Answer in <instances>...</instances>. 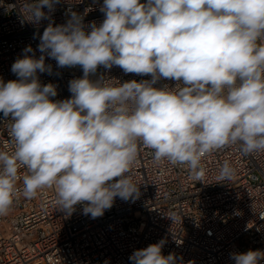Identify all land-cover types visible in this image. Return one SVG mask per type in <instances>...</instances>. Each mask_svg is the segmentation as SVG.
<instances>
[{
	"label": "clouds",
	"instance_id": "1",
	"mask_svg": "<svg viewBox=\"0 0 264 264\" xmlns=\"http://www.w3.org/2000/svg\"><path fill=\"white\" fill-rule=\"evenodd\" d=\"M58 0H31V22L47 18ZM104 20L85 30L72 13L66 24H49L39 51L59 67L80 66L69 82L71 98L53 100L56 85L37 73L51 72L45 55L16 59V80H0V113L10 118L14 150L0 151V215L18 195L34 198L54 187L57 209L66 215L83 205L95 219L114 204L139 198L131 169L138 144L154 160L187 165L202 180L201 159L239 145L243 154L264 151V0H103ZM151 75L125 81L90 76L98 67ZM161 78L175 87H155ZM25 168L26 174L19 175ZM225 162L219 179H231ZM118 178V179H117ZM165 240L135 250L132 264H177L162 254ZM235 264H260L264 251L233 253ZM180 264H183L182 259Z\"/></svg>",
	"mask_w": 264,
	"mask_h": 264
},
{
	"label": "built area",
	"instance_id": "2",
	"mask_svg": "<svg viewBox=\"0 0 264 264\" xmlns=\"http://www.w3.org/2000/svg\"><path fill=\"white\" fill-rule=\"evenodd\" d=\"M31 0H0V80H16L12 64L27 55L39 58L51 72L37 73L42 85H56L53 100L71 98L69 82L83 76L80 66L59 67L55 59L39 51L40 36L51 23L66 24L74 12L82 18L86 31L104 20L103 0H58L47 18L29 21ZM146 0H141L145 3ZM151 80V75L124 73L118 67L103 66L90 79ZM174 80L161 78L155 87H175ZM10 118L0 113V151L14 148L9 136ZM227 162L231 179H219ZM202 180L195 179L187 165L154 160V150L138 144L131 169L132 182L139 187V198L114 199L111 209L98 218L83 214L75 206L69 216L57 209L54 187L37 191L34 198L23 195L22 179L18 195L6 215H0V264H132V253L161 239L162 254L174 253L183 264H235L233 253L264 251V151L243 154L239 145L213 150L201 159ZM25 168L19 175L26 174ZM118 179V178H117ZM264 264V260L260 262Z\"/></svg>",
	"mask_w": 264,
	"mask_h": 264
}]
</instances>
